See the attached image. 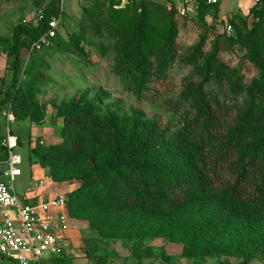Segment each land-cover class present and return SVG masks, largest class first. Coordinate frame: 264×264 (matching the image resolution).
Here are the masks:
<instances>
[{
  "label": "trees",
  "instance_id": "16d2710c",
  "mask_svg": "<svg viewBox=\"0 0 264 264\" xmlns=\"http://www.w3.org/2000/svg\"><path fill=\"white\" fill-rule=\"evenodd\" d=\"M138 1L143 9L135 22L127 23L126 38L133 44L119 72L141 92L152 80L168 78L166 46L173 29L163 47V67L154 68L147 58L152 35L147 0L127 4ZM218 6L198 0L197 9ZM61 12V0H50L37 25L22 22L14 30L12 83L0 107L13 104L17 112L26 111L21 118L38 119V109L30 110L35 106V82L19 84L24 52L54 45L58 32L42 50L33 48L49 21ZM170 12L179 14L174 6ZM249 15L254 29L264 20V5L253 6ZM114 24L120 26L118 21ZM253 29L250 57L261 74L255 83L257 98L244 106L219 104L207 92L206 78L183 82L180 96L192 114L177 130L138 113L104 106L99 99L73 98L59 106L62 141L35 145L31 157L49 168L58 182L80 179L68 194L69 213L75 220H86L104 237L178 240L186 257L228 256L241 260L239 264L255 259L264 264V47ZM79 39L71 41L75 47ZM3 137L2 159L7 158ZM63 260L58 258L59 263Z\"/></svg>",
  "mask_w": 264,
  "mask_h": 264
},
{
  "label": "rangeland",
  "instance_id": "374dc122",
  "mask_svg": "<svg viewBox=\"0 0 264 264\" xmlns=\"http://www.w3.org/2000/svg\"><path fill=\"white\" fill-rule=\"evenodd\" d=\"M49 2L0 0V101L12 83L14 30L20 23L37 18ZM253 6L251 0H224L216 9L191 10L181 16L171 14L172 0H147V25L152 31L147 58L154 68L163 67V47L170 29H173V39L165 45L170 50L165 64L168 78L152 80L140 92L119 72L125 52L133 44L131 38H126L127 23L135 22L142 11L140 1L127 4L120 0H61L63 19L54 45L41 52H32L29 48L23 55L19 84L26 87L35 82V106L30 110L38 109L35 113L38 119L19 117L26 111L17 112L10 103L0 107V136L7 127L6 113L10 109L15 115L11 126L20 139L18 152L24 161L23 175L15 182L18 194L23 196L31 172H37L33 164L39 163L31 157V148L62 141L63 118L59 106L73 98L99 99L104 106L158 120L171 130L183 126L192 114L188 103L180 96L184 81L200 82L206 78L207 92L216 96L219 104L244 106L251 103L257 98L255 83L261 74L250 57L249 39L254 25L249 13ZM116 21L119 27L114 24ZM227 22L233 26L232 30L227 28ZM254 29L264 47V20ZM74 39H79L77 47L71 42ZM125 67L127 70L128 62ZM38 168L43 169L41 175L52 179L49 168L41 165ZM49 181L54 183L55 189L67 194L80 184V179ZM72 230V247L61 263L55 260L57 264L241 262L228 256H183V244L167 237H104L81 219L74 221ZM0 264L16 262L0 255ZM250 264H261V261L255 259Z\"/></svg>",
  "mask_w": 264,
  "mask_h": 264
},
{
  "label": "built area",
  "instance_id": "2783aa9c",
  "mask_svg": "<svg viewBox=\"0 0 264 264\" xmlns=\"http://www.w3.org/2000/svg\"><path fill=\"white\" fill-rule=\"evenodd\" d=\"M130 3L137 0H120ZM207 5H218L224 0H202ZM254 6L264 5V0H251ZM172 6L181 16L197 10L198 0H172ZM42 13L28 23L38 24ZM62 12L49 21L48 30L34 44L42 50L57 35L62 22ZM227 28L233 26L227 22ZM14 113H6L7 127L2 138L7 158L1 161L0 170V255L16 264H57L73 244V223L69 213L67 192L57 190L52 179L35 176L29 181L26 192L20 196L15 188L16 179L23 175V156L18 152L19 139L11 123ZM44 141H41L43 144Z\"/></svg>",
  "mask_w": 264,
  "mask_h": 264
},
{
  "label": "crops",
  "instance_id": "0c3cea01",
  "mask_svg": "<svg viewBox=\"0 0 264 264\" xmlns=\"http://www.w3.org/2000/svg\"><path fill=\"white\" fill-rule=\"evenodd\" d=\"M1 156H3V154L0 152V162L1 161H4L6 158H3L2 159V157ZM35 167H37V172L36 173H34V172H31V177H30V179L32 178V175H35V176H37L38 177V175H41L42 174V168L41 169H39L38 167H39V164H33ZM32 165V166H33ZM3 168V165L2 164H0V170ZM42 176V175H41ZM26 192V191H25ZM25 194V193H24ZM23 194V195H24Z\"/></svg>",
  "mask_w": 264,
  "mask_h": 264
}]
</instances>
